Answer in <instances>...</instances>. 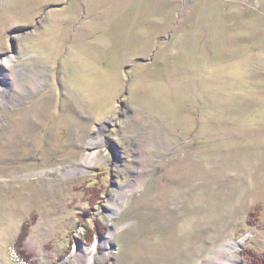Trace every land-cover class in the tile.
Segmentation results:
<instances>
[{
    "label": "rangeland",
    "instance_id": "obj_1",
    "mask_svg": "<svg viewBox=\"0 0 264 264\" xmlns=\"http://www.w3.org/2000/svg\"><path fill=\"white\" fill-rule=\"evenodd\" d=\"M24 225L34 264H264V0H0V264Z\"/></svg>",
    "mask_w": 264,
    "mask_h": 264
},
{
    "label": "bare ground",
    "instance_id": "obj_2",
    "mask_svg": "<svg viewBox=\"0 0 264 264\" xmlns=\"http://www.w3.org/2000/svg\"><path fill=\"white\" fill-rule=\"evenodd\" d=\"M36 105V104H35ZM34 111V110H33ZM13 228L12 227H10L9 228V231H11ZM109 237V236H108ZM103 244V241H100V242H97L96 243V245H94L92 248H87V249H80V248H78V247H75V249H74V252L71 254V259H73L74 258V260L75 261H79L80 262V256H83V259H82V261H81V263L80 264H91V261L93 260V250H94V248L96 247V248H100V246ZM229 246V245H228ZM221 247H219V249H220ZM91 254L92 256L91 257H87V254ZM80 254H82V255H80ZM86 254V255H85ZM79 262L78 263H74V264H79Z\"/></svg>",
    "mask_w": 264,
    "mask_h": 264
},
{
    "label": "trees",
    "instance_id": "obj_3",
    "mask_svg": "<svg viewBox=\"0 0 264 264\" xmlns=\"http://www.w3.org/2000/svg\"><path fill=\"white\" fill-rule=\"evenodd\" d=\"M26 231H27L26 225H24L23 228L21 229V233L19 234L16 241L14 242V245L16 247V254H17L18 259H20L21 261H24L26 264H34L33 262L30 261L31 256H27L25 252H22L21 250V240H23V238L25 237L24 235Z\"/></svg>",
    "mask_w": 264,
    "mask_h": 264
}]
</instances>
